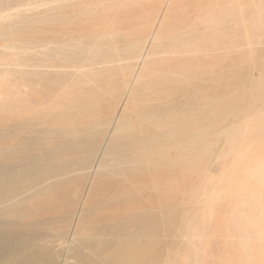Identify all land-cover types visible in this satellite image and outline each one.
I'll return each mask as SVG.
<instances>
[{"label": "bare ground", "instance_id": "bare-ground-1", "mask_svg": "<svg viewBox=\"0 0 264 264\" xmlns=\"http://www.w3.org/2000/svg\"><path fill=\"white\" fill-rule=\"evenodd\" d=\"M218 1L212 0L210 5L216 7ZM10 13L0 10V22ZM223 14L224 10L210 20L209 14L205 15L196 34L208 31L213 23L222 24ZM197 36L195 42H185L182 52L192 58L172 65V59L165 56L177 49L170 50L169 38L163 45L169 49L158 53L164 57L148 68L160 42V37L152 39L140 70L124 75L126 91L111 117L94 116L78 107L83 97L74 92L62 96L49 88L44 94H27L26 78L17 79L14 102L5 101L6 108L12 106L18 117L16 136L40 135L42 139L38 152L22 162L24 167L28 165L25 173L12 178L0 175V264H41L47 252L56 250L63 253L60 264H72L71 260L73 264H159L158 232L163 226L173 232L184 212L177 200L179 177L188 204L209 198L211 193L201 191L195 199L194 179L207 180L215 163L224 166V131H232L240 117H264V87H254L242 103L224 97V73L215 70L211 50L224 38L208 42ZM43 49L48 50V44ZM22 61L18 55H3L0 66L20 69ZM45 74L34 76L43 79ZM88 74L78 80L86 84L83 81ZM7 79V74L1 77L4 82ZM240 104L244 108L240 109ZM260 120L253 121L245 132L262 129L264 120ZM137 123L147 126L142 136H136ZM103 132L98 144L84 143ZM15 141L0 136L1 160L10 159L8 146H16ZM196 157L205 163L202 169L194 168ZM26 177L29 179L22 181ZM85 178H90L86 192L71 193L79 206L63 212L62 205L52 198L64 195L66 184ZM95 187L100 190L93 196ZM96 197L103 199L102 210L92 202Z\"/></svg>", "mask_w": 264, "mask_h": 264}, {"label": "rangeland", "instance_id": "rangeland-1", "mask_svg": "<svg viewBox=\"0 0 264 264\" xmlns=\"http://www.w3.org/2000/svg\"><path fill=\"white\" fill-rule=\"evenodd\" d=\"M211 1L0 0V10L11 11V18L0 22V57L18 55L24 63L20 69L15 65L0 66V95H4L0 97V136L16 140V146H8L12 151L8 152L10 159H0V175L12 178L25 173L28 165L24 167L22 162L38 152L42 139L40 135L16 136L18 117L12 106H5L6 100L8 104L14 102L17 79L23 76L27 94H44L49 88L62 96L74 92L83 97L76 104L78 107L94 116L111 117L116 102L126 91L124 75L140 70L156 37H160L157 54L151 57L148 68L164 57L158 53L169 49L163 46L169 38L170 50L177 49L175 54L165 56L172 59V65L192 58V54L182 52L185 42H195L199 34L208 42L224 38L211 50L215 70L224 73L226 100L245 102V95L254 87H264V0H219L215 3L218 7H212ZM13 8L19 11L13 12ZM223 10L222 24L213 23L208 31L196 34L201 18L209 14L208 19H213ZM44 44H48V50H41ZM41 65L51 67L37 68ZM38 72L47 74L40 79L34 76ZM86 73L89 78L83 81L85 84L78 78ZM6 74L8 79L4 82L1 77ZM52 80L58 84H51ZM238 107L242 109L244 104ZM260 119L264 117H240L232 131H224V166L215 163L207 180L194 179L195 199L201 191L211 193L209 198L188 204L185 185L179 177L177 200L184 212L173 232L164 226L158 232L159 264H264V127L245 132ZM146 127L137 123L136 136H142ZM101 135L104 132L84 143L98 144ZM68 155L73 156L70 152ZM192 164L196 170L205 166L198 157ZM89 185L90 178L66 184L64 195L55 194L52 201L60 203L65 213L73 210L80 203L72 201L71 193L82 195ZM91 190L95 196L100 188ZM102 201V197L92 201L97 210H102ZM53 252H47L42 259L45 263L41 264H60L63 253Z\"/></svg>", "mask_w": 264, "mask_h": 264}]
</instances>
